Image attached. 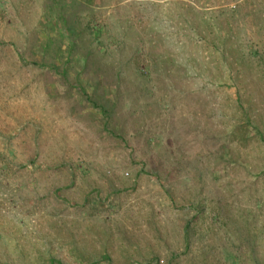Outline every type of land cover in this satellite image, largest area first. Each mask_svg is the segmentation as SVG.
<instances>
[{
    "label": "rangeland",
    "instance_id": "rangeland-1",
    "mask_svg": "<svg viewBox=\"0 0 264 264\" xmlns=\"http://www.w3.org/2000/svg\"><path fill=\"white\" fill-rule=\"evenodd\" d=\"M264 264V0H0V264Z\"/></svg>",
    "mask_w": 264,
    "mask_h": 264
},
{
    "label": "trees",
    "instance_id": "trees-1",
    "mask_svg": "<svg viewBox=\"0 0 264 264\" xmlns=\"http://www.w3.org/2000/svg\"><path fill=\"white\" fill-rule=\"evenodd\" d=\"M53 261H56L58 264H63L60 260L50 257L49 262H53Z\"/></svg>",
    "mask_w": 264,
    "mask_h": 264
}]
</instances>
